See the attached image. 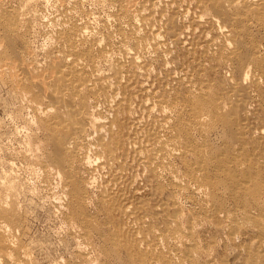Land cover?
<instances>
[{
    "label": "rangeland",
    "instance_id": "obj_1",
    "mask_svg": "<svg viewBox=\"0 0 264 264\" xmlns=\"http://www.w3.org/2000/svg\"><path fill=\"white\" fill-rule=\"evenodd\" d=\"M2 1L0 61L26 70L0 69V264H264V8Z\"/></svg>",
    "mask_w": 264,
    "mask_h": 264
},
{
    "label": "bare ground",
    "instance_id": "obj_2",
    "mask_svg": "<svg viewBox=\"0 0 264 264\" xmlns=\"http://www.w3.org/2000/svg\"><path fill=\"white\" fill-rule=\"evenodd\" d=\"M48 1V0H47ZM63 1H67V0H63ZM69 1V0H68ZM67 1V2H68ZM95 1V0H94ZM136 1V0H135ZM224 1H228L227 3H231L232 4V6L231 7H235L236 9L238 8H241L242 6H244V7H252V9L251 10H253V8H254V10L253 11H251L250 13H249V15H246V16H255L256 17V14H258L259 12H262V11H264V10H262L261 11V9H263L264 8V2H258V3H256L257 2V0H253L254 2H251L250 0H246L247 2H241V0H223V2ZM243 1V0H242ZM2 0H0V5H2ZM29 2H31V1H29ZM120 2H122V1H120ZM129 2L130 1H128V3L126 4L127 6L129 5ZM68 3H70V2H68ZM116 3V2H115ZM117 3H118V0H117ZM225 3V2H224ZM229 3V4H230ZM71 4V3H70ZM120 4V3H119ZM139 4V3H138ZM221 4V3H220ZM223 4V3H222ZM226 4V3H225ZM27 5V4H26ZM69 5V4H68ZM131 5V4H130ZM130 5H129V8H130ZM224 5V4H223ZM71 6V5H70ZM119 6V5H118ZM122 6V5H121ZM124 6V5H123ZM132 6H136V3L135 2H132ZM131 6V7H132ZM226 6H227V4H226ZM212 7H215V6H212ZM228 8H226L225 6H222V7H220V8H224V12H225V14L226 15H229V14H231V9L229 8L230 7V5L229 6H227ZM243 8V7H242ZM131 9V8H130ZM133 9V8H132ZM237 9V10H238ZM118 10V9H117ZM124 10L126 11V14L127 13H129L128 12V9L126 8V7H124ZM137 10H139V9H135L134 11H137ZM215 10V9H214ZM217 10V9H216ZM220 10V9H219ZM218 10V11H219ZM236 10V11H237ZM241 10V9H240ZM239 10V11H240ZM222 11V10H221ZM119 12V11H118ZM131 12H133L132 10H131ZM130 12V13H131ZM220 12V11H219ZM121 13V12H120ZM120 13H117V14H120ZM125 12H123V15L125 16V14H124ZM222 13V12H221ZM220 13V14H221ZM238 13V12H237ZM241 13V12H240ZM243 13H244V11H243ZM252 13V15H250ZM116 14V13H115ZM116 14V15H117ZM217 14L219 15V13L217 12ZM222 14H224V13H222ZM221 14V15H222ZM260 14V13H259ZM264 14V13H263ZM37 15V14H36ZM138 15V14H137ZM141 15V14H140ZM237 15V14H236ZM243 15V14H242ZM242 15H240V16H242ZM262 15V14H261ZM131 15H129V17H130ZM220 16V15H219ZM61 17V16H60ZM132 17V16H131ZM137 17V16H136ZM188 17V16H187ZM209 17V16H208ZM211 17V16H210ZM209 17V18H210ZM237 17H239L238 15H237ZM237 17H233V20H234V18H236V20H237ZM254 17V18H255ZM229 18H230V15H229ZM246 18V17H245ZM249 18V17H248ZM252 18V17H251ZM253 18V21L255 22V19ZM261 18V17H260ZM263 18V17H262ZM131 19V18H130ZM231 19V18H230ZM84 20V19H83ZM216 20H218V19H216ZM245 20H249V19H245ZM252 20V19H251ZM258 20H260L259 19V17H258ZM134 21H135V19H134ZM221 21V20H220ZM240 21H241V19H240ZM257 21V20H256ZM262 21V20H261ZM226 22V21H225ZM236 22V21H235ZM258 22V21H257ZM263 22V21H262ZM261 22V23H262ZM245 23V22H244ZM261 23H259V24H261ZM264 23V22H263ZM262 23V24H263ZM5 24V23H4ZM241 24H243V23H241ZM247 23H245V25H246ZM250 24H252V22H250ZM0 25H1V22H0ZM73 25V24H72ZM10 26V25H9ZM12 26V25H11ZM97 27V26H96ZM245 27V26H244ZM250 27V26H249ZM263 27V26H262ZM75 28H76V26H75ZM238 29V28H237ZM68 30H69V28H68ZM232 30V29H231ZM250 30V29H249ZM78 31V30H77ZM83 31V30H82ZM79 32V31H78ZM85 32V31H84ZM74 33V32H73ZM80 33V32H79ZM242 33V32H241ZM234 34V33H233ZM66 35V34H65ZM173 35V34H172ZM68 37L70 36V35H67ZM225 36V35H224ZM65 37V36H64ZM235 37V36H234ZM67 38V37H66ZM64 39V38H63ZM75 39V38H74ZM80 39V38H79ZM244 40H245V38H243ZM67 41H68V45H69V47H68V49H66V52H67V56H72L71 58H72V60H71V62H67L66 60H64L65 62H61V63H64L63 65H60L59 63V66H57L56 64V67L58 68V70H59V73H60V76L61 77H68V76H75V79H78V75H77V70H76V64L79 62V60H80V58L79 57H81V54L82 53H80V52H78V51H76L75 50V42H74V40H73V35L72 36H70V38H68L67 39ZM246 41V40H245ZM244 41V42H245ZM251 41V40H250ZM142 43V42H141ZM145 43V42H144ZM149 43V42H148ZM240 43H242V42H240ZM256 43V42H255ZM65 44H66V42H65ZM260 44V43H259ZM102 45H103V43H102ZM241 46H242V44H240ZM250 45V44H249ZM88 47V46H87ZM243 47H245V46H243ZM261 47V46H260ZM86 48V47H85ZM106 48V47H105ZM108 48V47H107ZM258 48V47H257ZM1 49V48H0ZM81 51V50H80ZM252 51H253V49H252ZM257 51V50H256ZM103 52V51H102ZM120 53V52H119ZM253 53V52H252ZM65 54V53H64ZM85 54V53H84ZM55 55V54H54ZM110 55V54H109ZM256 55V54H255ZM1 56V55H0ZM241 56V55H240ZM84 57V56H83ZM96 57V56H95ZM254 57V56H253ZM5 58V57H4ZM3 58V59H4ZM65 58V57H64ZM70 58V59H71ZM242 58V57H241ZM260 58V57H259ZM50 59V58H49ZM68 59V58H67ZM123 59V58H122ZM261 59H262V57H261ZM7 60V59H6ZM69 60V59H68ZM8 61V60H7ZM52 61V60H51ZM62 61V60H61ZM9 63H7V62H3V60H1L0 61V69H3V70H5V69H8L9 70V72H10V74H12V75H10V76H12L11 77V79H12V82L14 81V82H16V83H21L22 82V80H23V78H24V76H23V71L24 70H26V64H25V67H24V70L22 71V67H19L17 64H15L14 62H12V61H8ZM119 62H121V61H119ZM52 64V63H51ZM113 64V63H112ZM261 64V63H260ZM24 66V65H23ZM41 66V65H40ZM80 66V65H79ZM121 66H122V64H121ZM82 67V66H81ZM28 68V67H27ZM57 68H55V69H57ZM80 68V67H79ZM78 68V69H79ZM116 68V67H115ZM122 68V67H121ZM81 69V68H80ZM91 69V68H90ZM117 69H119L118 67H117ZM2 70V71H3ZM82 70V69H81ZM241 70V69H240ZM19 71H21V73H20V75H19ZM83 71V70H82ZM0 72H1V70H0ZM103 72V71H102ZM112 72V71H111ZM110 72V73H111ZM113 72H115L114 70H113ZM2 74H5V73H3V72H1ZM58 73V74H59ZM82 73V72H81ZM96 73V72H95ZM109 73V74H110ZM22 74V75H21ZM88 74V73H87ZM90 74V73H89ZM93 74V73H92ZM125 74V73H124ZM9 75V74H8ZM49 75V77H50V74H48ZM81 75V74H80ZM33 76V75H32ZM40 76V75H39ZM47 76V75H46ZM45 75H44V78L46 77ZM58 75H56V77H57ZM87 76V75H86ZM90 76V75H89ZM119 76V75H118ZM245 76V75H244ZM48 77V76H47ZM47 77H46V79H47ZM48 77V78H49ZM55 77V78H56ZM85 77V76H84ZM83 77V78H84ZM99 77V76H98ZM103 77V76H102ZM124 77V76H123ZM247 77H248V75H247ZM246 77V78H247ZM86 78H88V77H86ZM94 78V77H93ZM100 78V77H99ZM245 78V79H246ZM255 78V77H254ZM10 79V78H9ZM57 79V78H56ZM85 79V78H84ZM113 79V78H112ZM41 81H43L42 79H40ZM45 80V79H44ZM66 80V79H65ZM80 80V79H79ZM83 80V79H82ZM104 80V79H103ZM33 81V80H32ZM55 81V80H54ZM76 81V80H75ZM52 82V81H51ZM80 82H81V80H80ZM123 82V81H122ZM233 82V81H232ZM242 82V81H241ZM16 83H14V84H16ZM245 83V82H244ZM48 84V83H47ZM90 84V83H89ZM88 84V85H89ZM103 84H104V82H103ZM241 84V83H240ZM24 85V84H23ZM242 85V84H241ZM44 86V85H43ZM60 86V85H59ZM80 86H83V88L86 86L87 87V85H86V83H84V81H83V83H81L80 84ZM79 86V87H80ZM102 86V85H101ZM105 86V85H104ZM27 87V86H26ZM75 87H76V85H75ZM97 87V86H96ZM114 87V86H113ZM25 88V87H24ZM95 88V87H94ZM19 89V88H18ZM91 89H92V86H91ZM97 89V88H96ZM111 89H112V86H111ZM70 90V89H69ZM75 90H76V88H75ZM84 90H85V92H87L86 91V89L84 88ZM88 90V89H87ZM95 90V89H94ZM93 90V91H94ZM243 90V89H242ZM28 91V90H27ZM78 91V90H77ZM81 91H83V90H81ZM89 91V90H88ZM92 91V90H91ZM97 91V90H96ZM101 91V90H100ZM49 92V91H48ZM84 92V93H85ZM126 92V91H125ZM195 92V91H194ZM88 93V92H87ZM95 93V92H94ZM55 94V93H54ZM59 94V93H58ZM65 94V93H64ZM91 94H92V92H91ZM109 95V94H108ZM234 95H236V94H234ZM233 95V96H234ZM33 96V95H32ZM58 96V95H57ZM60 96V95H59ZM120 96V95H119ZM46 97V96H45ZM44 97V98H45ZM53 97V96H52ZM69 97V96H68ZM125 97V96H124ZM62 98V97H61ZM60 98V99H61ZM111 99V98H110ZM131 99V98H130ZM26 100V99H25ZM47 100V99H46ZM62 100V99H61ZM66 101V100H65ZM68 102H69V100H67ZM112 101V100H111ZM114 101H116V100H114ZM71 102V101H70ZM194 102V101H193ZM64 102H62V104H63ZM114 103V102H113ZM198 104V103H197ZM203 104H205V103H203ZM202 104V105H203ZM207 104V103H206ZM209 104H211V103H209ZM48 105V104H47ZM50 105V104H49ZM48 105V106H49ZM200 105V104H199ZM198 105V106H199ZM208 105V104H207ZM63 106V105H62ZM73 106V105H72ZM196 106V105H195ZM210 106V105H209ZM41 107V106H40ZM43 107V106H42ZM50 107V106H49ZM49 107H48V109L46 110V108L44 109V108H41V109H44L45 111H48V112H50L49 111ZM204 107V106H203ZM212 107V106H211ZM60 108V107H59ZM196 108V107H195ZM194 108V109H195ZM198 108V107H197ZM199 108H202V106L201 107H199ZM198 108V109H199ZM207 108V107H206ZM214 108V107H213ZM204 109V108H203ZM210 109V108H209ZM220 109V108H219ZM251 109V108H250ZM43 110V111H44ZM54 110V109H53ZM69 110H71L70 108H69ZM74 110V109H73ZM113 110V109H112ZM200 110V109H199ZM45 111H44V113H45ZM77 111V110H76ZM114 111V110H113ZM209 111V110H208ZM208 111H207V113H208ZM48 112H47V114H48ZM70 112V111H69ZM74 112V111H73ZM72 112V113H73ZM196 112V111H195ZM200 112V111H199ZM71 113V112H70ZM204 113H206V112H204ZM203 113V114H204ZM198 114V113H197ZM200 114V113H199ZM44 114L42 113L41 114V116H43ZM49 115V114H48ZM53 115V114H52ZM66 115V114H65ZM64 115V116H65ZM92 115H94V114H92ZM241 115V114H240ZM91 116V115H90ZM193 116V115H192ZM200 116H201V114H200ZM199 116V117H200ZM209 117H210V114L208 115ZM45 117H47L46 115H45ZM50 117V116H49ZM53 117V116H52ZM57 117V116H56ZM195 117V116H194ZM48 118V117H47ZM55 118V117H54ZM54 118H51L50 117V119L48 118L47 119V122L46 123H48V124H46L47 125V131L50 133V134H54L55 136L53 137V143H55V149H56V151L58 150V151H64L65 149L67 150L68 149V146L66 145V143H64L65 141H62V139H61V136L60 135H62L63 133V130H62V132H61V129L59 130L58 128H57V124H56V122L54 121ZM58 118V117H57ZM62 118V117H61ZM89 118H91V117H89ZM203 118V117H202ZM44 119V118H43ZM43 119H42V121H43ZM92 119V118H91ZM204 119V118H203ZM88 120V119H87ZM95 120V119H94ZM98 120V119H97ZM171 120V119H170ZM195 120H197V119H195ZM194 120V121H195ZM201 120V119H200ZM200 120H197V122L199 121L200 122ZM209 120V119H208ZM45 121H46V118H45ZM66 121H68V120H66ZM191 121H192V118H191ZM203 121V123L205 122L204 120H202ZM44 122V121H43ZM69 122V121H68ZM97 122V121H96ZM196 122V121H195ZM103 123V122H102ZM190 123H192V122H190ZM93 124H94V122H93ZM97 124H99V123H97ZM96 124V125H97ZM198 124V123H197ZM207 125V124H206ZM209 125V124H208ZM43 126H45V125H43ZM60 126V125H59ZM65 126V125H64ZM64 126H63V129H64ZM93 126V125H92ZM196 126V125H195ZM194 126V127H195ZM66 127V126H65ZM198 127V125L196 126V128ZM62 128V127H61ZM96 128V127H95ZM199 128V127H198ZM203 128V127H202ZM64 131H65V129H64ZM103 131V130H102ZM67 133V132H66ZM72 133V132H71ZM75 133V132H74ZM199 133V132H198ZM53 134H52V136H53ZM37 135V134H36ZM49 135V134H48ZM77 134L75 133V136H72V135H70L71 136V138L70 139H73V140H76V138H77V140H78V135L76 136ZM66 136V135H65ZM69 136V135H68ZM216 136V135H215ZM50 137V136H49ZM50 138H52V137H50ZM65 138V137H64ZM223 138V137H222ZM228 139V138H227ZM51 140V141H52ZM89 140V139H88ZM50 141V140H49ZM78 142V141H77ZM162 142V141H161ZM176 142V141H175ZM171 143V142H170ZM178 143V142H177ZM44 144V143H43ZM65 144V145H64ZM172 144H175L176 145V143H171V146H172ZM31 145V144H30ZM34 146V145H33ZM71 146V145H70ZM160 146V145H159ZM177 146V145H176ZM31 147V146H30ZM162 147H164V146H162ZM236 147H237V145H236ZM171 148H173V147H171ZM174 148H175V146H174ZM173 148V149H174ZM170 150V149H169ZM70 151H71V149H70ZM194 151V150H193ZM69 152V151H68ZM74 152V151H73ZM167 152V151H166ZM169 152V151H168ZM174 152V151H173ZM58 153V152H57ZM64 153V152H63ZM62 153V154H63ZM153 153V152H152ZM188 153V152H187ZM36 154V153H35ZM72 154V153H71ZM196 154V153H195ZM59 155V154H58ZM70 155V154H69ZM160 155H161V153H160ZM163 155V154H162ZM166 155V154H165ZM167 155H169V154H167ZM60 156H61V152H60ZM66 156H67V153H66ZM72 156H73V154H72ZM197 156V155H196ZM201 156V155H200ZM41 157V156H40ZM51 157V156H50ZM59 157V156H58ZM57 157V160L59 159L60 161H63L64 159H63V157H62V159L59 157L58 158ZM69 157V156H68ZM42 158V157H41ZM161 158V157H160ZM35 159H36V157H35ZM41 160V159H40ZM40 160H38V161H40ZM58 160V161H59ZM70 160V159H69ZM98 160V159H97ZM160 160V159H159ZM59 161V162H60ZM261 161V160H260ZM97 162V161H96ZM156 162V161H155ZM56 164V163H55ZM155 164V163H154ZM93 165H95V164H93ZM211 165V164H210ZM61 166V165H60ZM115 167V166H114ZM114 167H112V169L114 168ZM194 167V166H193ZM163 170V169H162ZM67 171H69L68 169H67ZM202 172V171H201ZM68 173V172H67ZM111 173H112V171H111ZM204 173V172H203ZM62 175V174H61ZM70 174H68V176H69ZM72 176V175H71ZM15 181V180H14ZM93 181V180H92ZM75 182V181H74ZM9 184V183H8ZM13 184V183H12ZM72 184V183H71ZM109 184V183H108ZM108 184H107V186H108ZM4 185V184H3ZM14 185V184H13ZM60 185V184H59ZM257 185H258V183H257ZM8 186V185H7ZM11 186V185H10ZM10 186H8V187H10ZM4 187V186H3ZM12 187H14V186H12ZM208 187V186H207ZM5 188V187H4ZM7 188V187H6ZM11 188V187H10ZM66 188V187H65ZM12 189V188H11ZM16 189V188H15ZM108 189V188H107ZM194 189V188H193ZM196 189V188H195ZM259 189V188H258ZM73 190H74V195L77 197V199H76V197H75V199L76 200H78V201H80V195H81V189L79 190V186L76 184L75 186H74V188H73ZM250 190V189H249ZM252 190V189H251ZM250 190V191H251ZM263 190H264V188H263ZM7 191H8V189H7ZM249 191V192H250ZM9 192H10V190H9ZM13 192V191H12ZM197 192V191H196ZM211 192V191H210ZM252 192V191H251ZM4 193H5V191H4ZM67 193V192H66ZM260 193V192H259ZM259 193H256V194H259ZM14 194V193H13ZM203 194V193H202ZM260 194H262V193H260ZM263 194H264V192H263ZM2 195V194H1ZM15 195H16V193H15ZM66 195V194H65ZM72 195V194H71ZM85 195V194H84ZM101 195V194H100ZM3 196H6V195H3ZM251 196V195H250ZM8 197V196H7ZM69 197V196H68ZM252 198V197H251ZM259 198V197H258ZM261 198H263L262 196H261ZM9 199V198H8ZM13 199V198H12ZM72 199V198H71ZM181 199V198H180ZM253 199V198H252ZM257 199V198H256ZM4 200V199H3ZM5 201H6V199H5ZM253 201H254V199H253ZM256 201V200H255ZM261 200H259V201H256V203L254 204V205H256V207H257V209L258 208H264V206H262L263 204V202L261 203L260 202ZM264 201V200H263ZM4 202V201H3ZM58 202V201H57ZM250 202H252L251 200H250ZM7 203V202H6ZM62 203V202H61ZM14 204V203H13ZM83 205V204H82ZM83 206H85V205H83ZM255 207V206H254ZM253 208V207H252ZM66 209V208H65ZM256 210V209H255ZM12 212V211H11ZM246 212V211H245ZM264 212V211H263ZM4 214V213H3ZM12 214V213H11ZM14 214V213H13ZM16 218V217H15ZM78 218H80V217H78ZM85 218V217H84ZM86 219V218H85ZM4 224H5V222H3ZM7 223V222H6ZM80 224V223H79ZM94 225V224H93ZM246 226V225H245ZM11 227V226H10ZM4 228H5V226L4 225H1L0 226V229H3L4 230ZM7 228V227H6ZM13 229V228H12ZM8 231V230H7ZM11 231H13V230H11ZM3 232V231H2ZM1 233V232H0ZM2 234V233H1ZM7 235V234H6ZM170 235V234H169ZM11 236V235H10ZM5 237V236H4ZM162 238V237H161ZM1 239H2V236H1ZM5 239H7V237L5 238ZM10 240V239H9ZM16 241V240H15ZM3 242V241H2ZM144 242V241H143ZM176 242V241H175ZM7 244V243H6ZM10 244H11V242H10ZM9 244V245H10ZM1 246V245H0ZM3 247V246H2ZM6 247V246H5ZM14 249H15V247H13ZM9 249V248H8ZM12 249V248H11ZM10 249V250H11ZM9 251V250H8ZM12 253V252H11ZM6 257H7V255H6ZM12 257V256H11ZM10 258V257H9ZM8 258V259H9ZM10 260V259H9ZM15 260V259H14ZM20 260V259H19ZM11 261V260H10ZM22 261V260H21ZM12 262V261H11ZM1 263V262H0ZM148 264H150V263H148ZM154 264V263H153Z\"/></svg>",
    "mask_w": 264,
    "mask_h": 264
}]
</instances>
